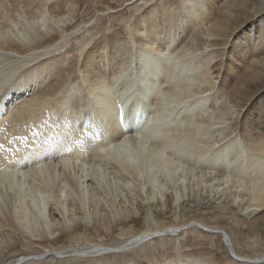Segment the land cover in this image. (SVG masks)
Here are the masks:
<instances>
[{"label":"bare ground","instance_id":"6f19581e","mask_svg":"<svg viewBox=\"0 0 264 264\" xmlns=\"http://www.w3.org/2000/svg\"><path fill=\"white\" fill-rule=\"evenodd\" d=\"M210 1L221 14L228 0ZM201 2L158 0L130 26V40L109 31L85 48L78 72L72 66L55 72L71 50L65 44L75 28L64 9L75 2L0 0V260L19 241L42 247L1 264H40L47 257L70 260L78 254L91 257L89 264H147L118 256L155 237L174 236L180 225L161 229L157 222L156 228L133 232L120 247H101L88 236L102 237L100 230L111 223L121 238L127 225L149 220L148 207L175 212L185 198L225 196L240 212H263L264 138L256 133L233 139L226 132L219 108L227 94L213 91L211 68L217 71L218 65L210 66L216 47L209 49L227 45L225 38L217 43L223 34L214 32L224 19L210 23L213 16L207 19ZM89 36L86 41L94 35ZM231 48L240 60L242 45ZM252 74L257 73H245L246 81ZM229 86L225 92L231 96L243 93ZM24 113L33 123L19 126ZM18 127L27 131L15 133ZM216 231L222 236V228ZM65 235L85 244L54 248ZM112 253L118 254L112 262L95 257ZM247 263L264 264V256Z\"/></svg>","mask_w":264,"mask_h":264},{"label":"rangeland","instance_id":"374dc122","mask_svg":"<svg viewBox=\"0 0 264 264\" xmlns=\"http://www.w3.org/2000/svg\"><path fill=\"white\" fill-rule=\"evenodd\" d=\"M131 1L132 0H70V2L75 3L69 8L64 9V11L71 13L70 15L73 18L70 25L75 28L74 34H72L71 38L65 44V46L69 47L71 50L67 57H64V61H58L54 71L60 72L68 66H72L74 71L78 72L79 69H81L82 57L87 46L109 31L120 32L125 40H130V28L134 21L143 13L144 9L146 10L147 7L154 6L155 2L158 0H147L145 6L139 3L140 1L137 2L136 5V2L130 3ZM171 1L176 2V0ZM201 1V5H199L203 6V11L205 8L204 15L207 19L209 13L213 16L210 23H212L213 19L215 21L217 17L225 20H223L221 24L216 25L218 27H215L214 32L218 35L223 34L221 39L216 40V42L221 43L223 42V38H225L227 40L225 42L227 45H223L224 47L222 46V49L220 48L221 46L218 45L209 47V49L212 50L216 47L215 50H213L214 57H212L213 60L210 62V66L214 64L218 65L217 71L211 68L213 81L215 82L213 91L227 94L226 99L228 102L222 105L223 107L220 106L222 108H219V112L222 111L223 117H226V124L228 125L226 132L229 134V138L233 136V139L235 134L243 138L247 134L249 136H256V133L264 138V0H228L221 14L218 9L215 10L213 8L214 3L212 1ZM137 5L139 8H134ZM227 14L232 17L227 19ZM91 33H93L94 36H92V39H89L90 42L89 40L86 41L85 39L90 37L89 34ZM58 37L60 36L57 35V38ZM202 37L204 36L202 35ZM83 41L85 43L89 42V44L82 49L79 45ZM237 43H240L243 47L240 60L235 58L233 51L231 52V45ZM202 47H204V45L200 44L198 49ZM257 50L258 53L255 56L254 54ZM252 60H257L255 65L252 64ZM252 71H255L257 74H252V77H249L250 80L246 81V78H244L245 73L251 74ZM65 75L66 71L62 73V77ZM69 76L73 77V74H69ZM230 84H235L238 89H241V93L243 92L244 94L242 93L239 97L235 96V98L234 95L236 94L234 92L232 96L230 93L225 92L230 87ZM218 86H220L221 89H219ZM242 95L245 97L240 98ZM231 105H233V107ZM36 117L39 118V115H36ZM24 123H33V120H29L27 113H24L23 118L21 121L18 120L17 124L19 126H24ZM21 128L23 127H18L14 132H21ZM23 131H27V128L25 129L24 127ZM41 135L42 134L39 136ZM237 136L235 135V137ZM9 137L13 136L11 135ZM247 153L245 152L242 156L248 157ZM249 160H251V157L248 158V161ZM233 179L237 181L241 179L242 182H249L250 178L248 179L245 176L241 178L235 175ZM208 197L201 196L196 200L185 198L184 201H181L180 206L175 212L171 207L166 208L162 206L161 208L152 207L150 209H148V207L147 214L150 213L149 220H145V222L139 226L134 224L130 226L127 225L129 228L121 238L112 230L111 223L105 225L107 226V230L105 228L100 230L103 235L100 238H97L96 234H92V237H90L84 230L82 231V235L88 236V238H92L96 241H101V247H120L119 245L126 241L125 239L127 237L129 238L130 235L132 236L147 227L156 228L158 222V224L161 225L158 227L161 229L179 225L180 227L178 228L181 229H179V232L174 234V236H164L165 238L163 236H160L163 238L155 237L151 239L150 242L145 241L135 247L131 246L128 249V255L120 254L118 257H120V259L129 257L137 258L143 260L147 264H162L163 261L168 259H172L177 264H180V261H182L180 258L187 259L190 261L189 264H192V262H197L196 264H199V262L200 264H249L247 262L250 261L240 262V259L238 260V258L233 257L232 254L241 256V258H249L251 262L256 261L260 256H264V207L262 208L263 212L258 214H254L251 211L243 213L240 212L237 204H233V202L229 199L227 200L225 196L220 200H215L211 196ZM220 204H226V208L222 209L219 207ZM209 208L215 213H206ZM152 214H154V219ZM200 222L211 227L209 229L203 228L202 225L199 224ZM194 225L205 229V231ZM219 228H222V236L225 235L224 238H222L221 234L217 233L218 231L214 232ZM129 231H131V233H128ZM90 232L95 233L93 230H90ZM223 232L227 234H223ZM226 236H228V238H226ZM69 238V236L65 235L63 241L53 247H63L66 249L72 248V246H82L85 244L82 242V239L76 243ZM23 242L24 241H19V243L14 246V249L9 247V249H12L7 254L9 256L5 259H1L0 264L8 259H14L18 255L37 254V252L42 249V247L34 244L27 246L26 243V245H24L25 243ZM148 242L149 244L141 247L139 251L135 250ZM113 255L118 254L112 253L110 256H108V254H101V256L96 255L95 257L107 256L104 260L106 262H112L116 259ZM43 258L44 257H42V259ZM91 259V257L85 254H78V256H74V258L70 260L47 257L43 259L40 264H89Z\"/></svg>","mask_w":264,"mask_h":264},{"label":"snow or ice","instance_id":"6c2138e0","mask_svg":"<svg viewBox=\"0 0 264 264\" xmlns=\"http://www.w3.org/2000/svg\"><path fill=\"white\" fill-rule=\"evenodd\" d=\"M186 3H190V0H185ZM4 149V145L0 144V150ZM70 150V149H69Z\"/></svg>","mask_w":264,"mask_h":264}]
</instances>
